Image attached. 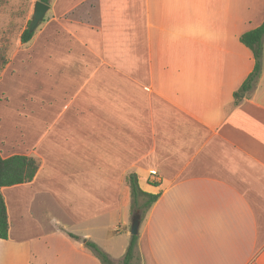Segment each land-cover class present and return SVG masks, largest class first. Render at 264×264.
I'll list each match as a JSON object with an SVG mask.
<instances>
[{
  "label": "crops",
  "instance_id": "1",
  "mask_svg": "<svg viewBox=\"0 0 264 264\" xmlns=\"http://www.w3.org/2000/svg\"><path fill=\"white\" fill-rule=\"evenodd\" d=\"M48 6L39 35L55 28L57 45L67 33L73 61L59 73L83 80L50 84L22 154L38 171L0 189V264H101L85 242L122 260L129 242L116 258L108 228L131 236L132 173L159 195L137 210L139 264H264V38L260 72L234 99L254 63L239 36L263 21L264 0Z\"/></svg>",
  "mask_w": 264,
  "mask_h": 264
},
{
  "label": "rangeland",
  "instance_id": "2",
  "mask_svg": "<svg viewBox=\"0 0 264 264\" xmlns=\"http://www.w3.org/2000/svg\"><path fill=\"white\" fill-rule=\"evenodd\" d=\"M35 1L0 0V49H4L3 54L7 58L6 64H0V154L2 157L23 154L28 146H32L31 135L33 131L35 133L39 130L34 127V118L46 113L44 110L47 104L44 103L48 98L56 96L50 92V84H64L67 81L69 84L81 83L83 80L73 71L65 77H61L59 73L61 70L70 71L69 66L73 61L64 57V51L60 52L61 45L66 42L67 33L63 32L60 35V43L57 45H55V28H49L39 35L52 14L51 11L44 14L43 20L34 30L36 39H31L26 44L20 43L19 36L31 20ZM71 86V92L78 91L73 89V86L77 87V85ZM58 90L57 88L56 91ZM46 111L49 112V109ZM141 186L146 191L150 190L143 182ZM135 211L131 209V213L134 214ZM108 229L111 231L108 232L106 248L117 258L122 255V247L124 246L125 249L130 237L124 233L117 234L112 228ZM111 246L113 249L109 248ZM114 264H121V260ZM133 264H139L136 257Z\"/></svg>",
  "mask_w": 264,
  "mask_h": 264
},
{
  "label": "trees",
  "instance_id": "3",
  "mask_svg": "<svg viewBox=\"0 0 264 264\" xmlns=\"http://www.w3.org/2000/svg\"><path fill=\"white\" fill-rule=\"evenodd\" d=\"M44 4H49V0H39ZM44 18V17H43ZM43 20V19H42ZM41 20V21H42ZM30 20L27 23L26 28L21 32L19 41L21 44H26L31 41L34 36V31L29 32ZM264 38V19L255 28L243 32L239 36V41L246 46L253 56V69L241 84L237 91L234 93V99H239L243 94L250 89L253 80L257 77L261 69V58L263 53V41ZM4 49H0V64L7 63V58L4 56ZM39 160L31 155L15 154L8 157H2L0 154V189L2 187H9L18 184H25L31 182L39 168ZM126 182L130 188L131 195V209L133 211L140 210L141 213H145L146 210L157 200L158 194H150L144 192L138 184V177L136 174H128ZM8 217L6 211V205L0 194V239L8 238ZM72 238L77 239L76 236L69 234ZM137 235L130 236V240L126 251L122 257L121 264H133L135 260L134 247L136 244ZM96 258L101 264H114L109 258L108 254L97 247L91 242H85Z\"/></svg>",
  "mask_w": 264,
  "mask_h": 264
},
{
  "label": "water",
  "instance_id": "4",
  "mask_svg": "<svg viewBox=\"0 0 264 264\" xmlns=\"http://www.w3.org/2000/svg\"><path fill=\"white\" fill-rule=\"evenodd\" d=\"M48 9V4H44L39 0H36L34 2L32 8V17L28 28L29 32H33L36 29L37 25L41 22L44 17V14L48 11ZM139 224L140 214L136 212L135 214H133L131 219V225L129 230L130 235L134 236L138 234Z\"/></svg>",
  "mask_w": 264,
  "mask_h": 264
}]
</instances>
